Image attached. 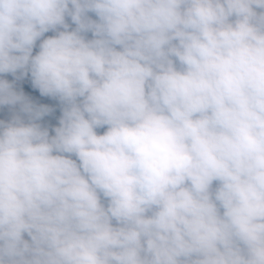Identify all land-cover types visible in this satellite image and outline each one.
Here are the masks:
<instances>
[{"label":"clouds","instance_id":"clouds-1","mask_svg":"<svg viewBox=\"0 0 264 264\" xmlns=\"http://www.w3.org/2000/svg\"><path fill=\"white\" fill-rule=\"evenodd\" d=\"M4 108L0 264H264V0H0Z\"/></svg>","mask_w":264,"mask_h":264},{"label":"trees","instance_id":"trees-1","mask_svg":"<svg viewBox=\"0 0 264 264\" xmlns=\"http://www.w3.org/2000/svg\"><path fill=\"white\" fill-rule=\"evenodd\" d=\"M50 34L51 33H49L48 35H50ZM6 78L12 79V77L10 75H8ZM24 87H25V91L29 95H32L34 98L41 99V102H50L46 98H40L38 91L32 90L29 85L25 84ZM7 111H8L7 108L0 109V118H2L3 117V114L6 113Z\"/></svg>","mask_w":264,"mask_h":264}]
</instances>
